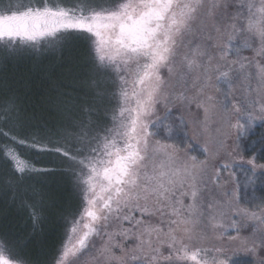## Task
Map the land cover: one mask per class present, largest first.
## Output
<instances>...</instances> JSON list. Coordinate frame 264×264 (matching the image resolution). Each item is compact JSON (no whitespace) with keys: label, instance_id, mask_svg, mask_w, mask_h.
Listing matches in <instances>:
<instances>
[{"label":"snow or ice","instance_id":"obj_1","mask_svg":"<svg viewBox=\"0 0 264 264\" xmlns=\"http://www.w3.org/2000/svg\"><path fill=\"white\" fill-rule=\"evenodd\" d=\"M78 45L71 92L0 89V264H264V0H0V62Z\"/></svg>","mask_w":264,"mask_h":264},{"label":"trees","instance_id":"obj_2","mask_svg":"<svg viewBox=\"0 0 264 264\" xmlns=\"http://www.w3.org/2000/svg\"><path fill=\"white\" fill-rule=\"evenodd\" d=\"M83 52V46L79 45L76 46L75 50H73L72 47L65 49V51L61 53V55L65 56L64 62H67V66L62 68L61 73L63 74L59 73L58 69H54L53 65L47 63L39 64V68L41 69L39 71V68H37L38 65L32 63L31 61L28 63V59L19 57V60H14L5 64L4 73L0 75V89H9L10 93L19 97L20 101L26 107L39 110L47 101L52 84L66 85V87L62 90L71 92V86L69 82L66 81L68 80V78H66V74L72 73V68L69 66L72 65V61H68L67 57L71 53H76L79 60ZM78 60L74 62L77 64ZM51 194L54 196L53 200L56 202L61 212L73 213L77 211L79 198L76 193L73 194L72 192L71 194L66 184L63 190L59 189ZM5 214L6 210L3 206H0V225L7 224L9 228H11L13 224H16L17 229H19L20 224L27 219V217L24 216L18 223L15 219H13L14 213H8L9 219L4 220L3 217ZM63 233L64 229L60 226L53 229L50 225H45L34 234L31 232V227L28 226L24 229L21 235L26 240L30 241L27 247V251L30 256L33 259H40L42 258V251L51 252L59 246L61 240L63 239Z\"/></svg>","mask_w":264,"mask_h":264},{"label":"rangeland","instance_id":"obj_3","mask_svg":"<svg viewBox=\"0 0 264 264\" xmlns=\"http://www.w3.org/2000/svg\"><path fill=\"white\" fill-rule=\"evenodd\" d=\"M79 46V45H78ZM75 48L76 47H73V50H75ZM65 51V50H64ZM68 55V54H67ZM70 55H72V56H70ZM77 54L76 53H71V54H69V56L67 57V60L69 61V60H71L72 61V65H69V66H71V68H72V73L76 70L75 69V65H76V62H74V61H77L78 60V56H76ZM21 58H25V59H28V63H30L29 61H31L32 63H34V64H36V65H38V67L37 68H39V64H42V63H47V64H51V65H53L54 67V69H58V71H59V73H61V71H62V68L64 67V66H67V62H64V58H65V56L64 55H61V53H48V54H45L44 56H41V57H38V58H36V59H34L33 57H31V56H29V55H25V56H23V57H21ZM20 58H12V59H9L8 61H6V62H0V75L2 74V73H4V70H5V64L6 63H8V62H11V61H14V60H19ZM66 60V61H67ZM78 62H79V60H78ZM77 62V63H78ZM70 64H71V62H70ZM55 67H57V68H55ZM39 71L41 70L40 68L38 69ZM71 70V69H70ZM69 71V70H68ZM72 73L71 74H66V78H68V80H66L67 82H69V84H70V86H71V84H72ZM61 74H63V73H61ZM70 91H71V88H70ZM189 137L190 138H193L192 139V144H193V146H194V148H193V150L194 151H197L196 150V148H195V146L196 145H202V144H204L205 142H206V137L205 136H203V135H200L199 133H196L195 135H194V132H193V129L191 128V126H189ZM197 154L198 155H200L201 157L203 156V153L202 152H198L197 151ZM66 186L69 188V191L71 192V194H72V192H73V194H75V192H74V190H73V188H72V185H71V183L69 182V183H66ZM65 187V184L64 185H62L61 186V188L60 189H62L63 190V188ZM54 193V192H53ZM52 195V194H51ZM54 196L52 195V198H53ZM0 206H2V205H0Z\"/></svg>","mask_w":264,"mask_h":264}]
</instances>
